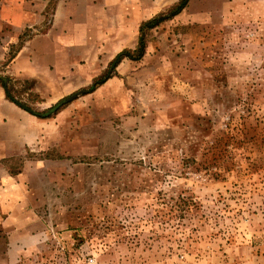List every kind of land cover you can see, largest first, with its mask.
Masks as SVG:
<instances>
[{
	"label": "rangeland",
	"instance_id": "374dc122",
	"mask_svg": "<svg viewBox=\"0 0 264 264\" xmlns=\"http://www.w3.org/2000/svg\"><path fill=\"white\" fill-rule=\"evenodd\" d=\"M37 1L0 0V78L34 113L134 57L141 24L179 2L93 16L81 2L54 27L48 4L42 22L9 23ZM135 8L148 19L131 21ZM142 33L141 59L49 117L6 99L25 113L0 118V170L27 197L13 264H264V0H190ZM27 41L34 78L11 72ZM180 195L196 207L177 226L159 198Z\"/></svg>",
	"mask_w": 264,
	"mask_h": 264
},
{
	"label": "crops",
	"instance_id": "0c3cea01",
	"mask_svg": "<svg viewBox=\"0 0 264 264\" xmlns=\"http://www.w3.org/2000/svg\"><path fill=\"white\" fill-rule=\"evenodd\" d=\"M138 0H38L32 5L27 3L20 9L13 8L8 11L12 21L20 19L22 22L20 26H25V22L32 18V26L34 23L42 22L45 20V9L49 5L51 9V18L53 27L58 24V19L63 17L64 19L77 20L74 8L81 5V2H87L86 15L93 16L96 11L101 13L104 11V7L108 4L115 3L117 6L137 7ZM151 1V0H150ZM149 1V2H150ZM152 3V2H151ZM101 7V8H100ZM100 9H102L100 11ZM136 9V8H135ZM122 11V9H121ZM133 18L131 21L137 22L148 19V16L137 9L133 12ZM78 16V15H77ZM36 20V21H35ZM14 26V25H13ZM17 38V37H16ZM32 41H27L24 46L19 50L12 62V73L15 75L36 77L35 70L32 67H23L21 62L24 55L32 47ZM25 116V113L18 109L15 105L8 102L5 98V93L0 86V118L4 117L8 120H16ZM25 118V117H23ZM26 190L23 184H20L19 179L10 176L7 170H0V264H13L20 260V256L25 251V233L27 231L26 223L22 219L24 214L27 213L25 199ZM34 238V237H33ZM30 248V247H29ZM27 248V249H29Z\"/></svg>",
	"mask_w": 264,
	"mask_h": 264
},
{
	"label": "trees",
	"instance_id": "16d2710c",
	"mask_svg": "<svg viewBox=\"0 0 264 264\" xmlns=\"http://www.w3.org/2000/svg\"><path fill=\"white\" fill-rule=\"evenodd\" d=\"M190 0H179V2L173 6L171 11H169L166 15L162 14L157 17H154L150 20L145 21L144 23L141 24L139 28L140 36L138 38V48L133 51L134 57H131L129 54L130 51L123 50L119 52L113 60L109 63L108 69H107V74L97 80H95L91 87L87 90L85 89H80L64 98L59 100L56 104H54L52 107H50L48 110H46L43 113H32L31 115L37 117V118H46L51 115L50 113L57 112L60 108L64 107L65 105L69 104L70 102L74 101L80 96H84L86 94H89L93 92L98 86L102 85L103 83L106 82L108 77V73L112 71L113 69L116 68V66L125 58L130 59V60H139L144 54V40H143V28L146 29H154L157 28L161 23L166 22L177 16L189 3ZM23 35V34H22ZM19 36V39L22 37ZM20 50V48H19ZM0 86L4 90L5 93V98L14 103L15 101L11 98L10 93L6 87L5 80L0 78ZM159 202L161 205H163L164 210L163 212H158L161 213L159 217H162L163 219H166L167 222L171 223L172 221H177V226L179 225V222L183 221L188 214L191 213V208H195V202L193 201L192 197H185V196H178L176 199L174 198H169L168 201H166L163 197L159 198ZM157 213V215H158Z\"/></svg>",
	"mask_w": 264,
	"mask_h": 264
},
{
	"label": "water",
	"instance_id": "95a60500",
	"mask_svg": "<svg viewBox=\"0 0 264 264\" xmlns=\"http://www.w3.org/2000/svg\"><path fill=\"white\" fill-rule=\"evenodd\" d=\"M3 80H4V79H3ZM15 104H16L18 107H20L21 109L27 111V112L30 113V114L34 113V112H32L31 110H29L27 107H25L24 105H22V104H20V103L15 102ZM50 114H53V112L50 113Z\"/></svg>",
	"mask_w": 264,
	"mask_h": 264
}]
</instances>
